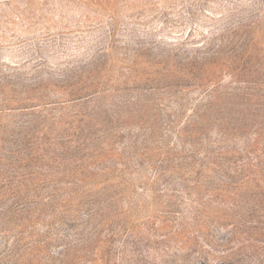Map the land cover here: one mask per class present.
<instances>
[{
  "label": "rangeland",
  "instance_id": "374dc122",
  "mask_svg": "<svg viewBox=\"0 0 264 264\" xmlns=\"http://www.w3.org/2000/svg\"><path fill=\"white\" fill-rule=\"evenodd\" d=\"M0 264H264V0H0Z\"/></svg>",
  "mask_w": 264,
  "mask_h": 264
}]
</instances>
